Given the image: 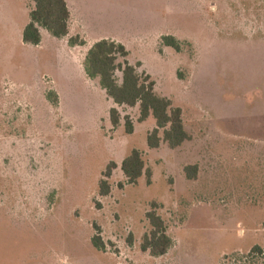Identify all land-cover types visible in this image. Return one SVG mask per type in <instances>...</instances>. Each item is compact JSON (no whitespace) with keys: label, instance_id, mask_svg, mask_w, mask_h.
<instances>
[{"label":"rangeland","instance_id":"rangeland-1","mask_svg":"<svg viewBox=\"0 0 264 264\" xmlns=\"http://www.w3.org/2000/svg\"><path fill=\"white\" fill-rule=\"evenodd\" d=\"M132 3L151 19L106 31L182 108L191 140L175 150L150 149L155 120L140 123L138 107L117 106L86 78V44H24L32 2L0 0V264H264V0H123ZM164 35L182 51L162 46ZM67 72L76 81L67 83ZM114 107L133 134L123 120L111 125ZM133 149L151 185L144 176L130 185L122 173ZM110 162L117 168L102 197ZM188 165L198 166L194 180ZM153 202L173 241L161 257L141 250Z\"/></svg>","mask_w":264,"mask_h":264},{"label":"trees","instance_id":"trees-1","mask_svg":"<svg viewBox=\"0 0 264 264\" xmlns=\"http://www.w3.org/2000/svg\"><path fill=\"white\" fill-rule=\"evenodd\" d=\"M34 3V9L29 13V23L22 32L24 44L39 46L42 41L39 26L46 29L54 38H65L69 34L70 12L65 0H29ZM86 42L80 37H72L69 45L84 46ZM161 45L170 47L176 52L182 51V43L176 37L164 35ZM129 52L126 47L111 39H102L94 43L88 50L83 68L86 76L91 80H98L100 88L117 106L139 108V122H145L149 117L155 120V127L147 135V146L158 149L166 144L175 150L191 140V135L185 128L183 110L174 106L173 102L160 96L155 89L152 77L140 72L141 63L131 64L128 60ZM121 74L120 79L117 73ZM45 98L54 106L59 99L51 91L45 93ZM111 125L116 128L123 120L125 131L131 135L134 132L133 124L128 116L121 117L117 108L109 111ZM117 168L115 162H110L103 178L99 182V195L106 197L111 192L109 179ZM121 171L128 184L136 185L140 178H146L148 185L152 183V170L146 167L142 153L133 149L122 161ZM184 173L189 180L197 177L198 166L188 165ZM150 230L143 236L141 250L149 252L153 257H161L168 253L173 245L168 235L166 224L157 213V204L152 203L151 209L146 213ZM92 245L99 251L105 249V244L98 234L91 239ZM262 252L260 247L253 248V252Z\"/></svg>","mask_w":264,"mask_h":264},{"label":"crops","instance_id":"crops-1","mask_svg":"<svg viewBox=\"0 0 264 264\" xmlns=\"http://www.w3.org/2000/svg\"><path fill=\"white\" fill-rule=\"evenodd\" d=\"M65 1L67 3V6L70 12L68 36L62 39L54 38L53 36H51V34L46 29L42 28L40 29V33L42 37L41 44L44 42V40H49V39L50 40H64L68 38L67 44L70 47L69 39L72 37H75L73 36V34H80V35H84L85 38L87 37L94 38L92 42H87V40H85L86 42L85 46H87V52H88L89 48L99 40H102V39L115 40L116 39L115 41L117 42L120 41L119 39H117L119 34H114L112 31H106L107 27L114 29L116 31H129V32L131 31L132 32L136 30L137 24L146 22L149 19H151L150 17L153 16L152 14L140 8L137 3L136 4L135 3L123 4V0L122 1L120 0H65ZM32 4H33L32 9H34V3L32 2ZM25 26H22V29L20 30L21 40H22V32ZM91 31L94 33L92 36L90 34ZM107 32H109L110 36L105 35ZM122 44L125 45V43H122ZM40 45L37 46V48H39ZM77 47L78 46L70 47V49H75ZM71 69L74 70V67H72ZM83 72H84V69H83ZM84 75L86 76L85 72H84ZM65 76L66 77L63 79L67 83L72 82L73 80L76 81L75 75L72 74L71 72H67ZM58 96H59V99L61 98L60 99V103H61L62 96L60 92ZM149 118H152V117H149Z\"/></svg>","mask_w":264,"mask_h":264}]
</instances>
